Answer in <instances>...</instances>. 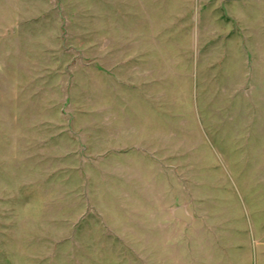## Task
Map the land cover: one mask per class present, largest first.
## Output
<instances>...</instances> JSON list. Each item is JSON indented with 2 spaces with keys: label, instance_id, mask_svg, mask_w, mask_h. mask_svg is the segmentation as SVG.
I'll use <instances>...</instances> for the list:
<instances>
[{
  "label": "rangeland",
  "instance_id": "374dc122",
  "mask_svg": "<svg viewBox=\"0 0 264 264\" xmlns=\"http://www.w3.org/2000/svg\"><path fill=\"white\" fill-rule=\"evenodd\" d=\"M0 264H264V0H0Z\"/></svg>",
  "mask_w": 264,
  "mask_h": 264
},
{
  "label": "water",
  "instance_id": "95a60500",
  "mask_svg": "<svg viewBox=\"0 0 264 264\" xmlns=\"http://www.w3.org/2000/svg\"><path fill=\"white\" fill-rule=\"evenodd\" d=\"M173 217L186 225L191 223V217L186 213L185 208L183 207H178L175 209L173 212Z\"/></svg>",
  "mask_w": 264,
  "mask_h": 264
},
{
  "label": "crops",
  "instance_id": "0c3cea01",
  "mask_svg": "<svg viewBox=\"0 0 264 264\" xmlns=\"http://www.w3.org/2000/svg\"><path fill=\"white\" fill-rule=\"evenodd\" d=\"M191 222H192V219H191Z\"/></svg>",
  "mask_w": 264,
  "mask_h": 264
}]
</instances>
